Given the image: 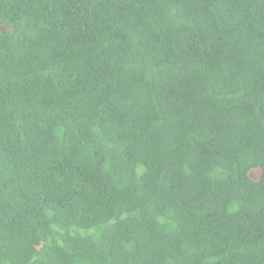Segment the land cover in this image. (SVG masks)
Returning a JSON list of instances; mask_svg holds the SVG:
<instances>
[{
	"label": "trees",
	"instance_id": "trees-1",
	"mask_svg": "<svg viewBox=\"0 0 264 264\" xmlns=\"http://www.w3.org/2000/svg\"><path fill=\"white\" fill-rule=\"evenodd\" d=\"M0 22V264H264V0Z\"/></svg>",
	"mask_w": 264,
	"mask_h": 264
},
{
	"label": "flooded vegetation",
	"instance_id": "flooded-vegetation-1",
	"mask_svg": "<svg viewBox=\"0 0 264 264\" xmlns=\"http://www.w3.org/2000/svg\"><path fill=\"white\" fill-rule=\"evenodd\" d=\"M5 28H7V26L0 22V30H5Z\"/></svg>",
	"mask_w": 264,
	"mask_h": 264
}]
</instances>
